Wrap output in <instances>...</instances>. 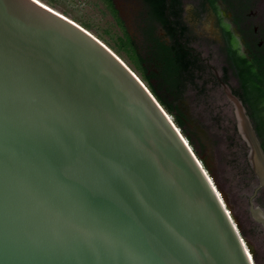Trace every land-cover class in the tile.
<instances>
[{
  "label": "water",
  "instance_id": "obj_1",
  "mask_svg": "<svg viewBox=\"0 0 264 264\" xmlns=\"http://www.w3.org/2000/svg\"><path fill=\"white\" fill-rule=\"evenodd\" d=\"M223 89L264 188L261 142ZM199 162L106 45L36 0H0V264H255Z\"/></svg>",
  "mask_w": 264,
  "mask_h": 264
},
{
  "label": "rangeland",
  "instance_id": "obj_2",
  "mask_svg": "<svg viewBox=\"0 0 264 264\" xmlns=\"http://www.w3.org/2000/svg\"><path fill=\"white\" fill-rule=\"evenodd\" d=\"M39 1L51 6L50 8L80 26L89 25L88 32L98 40H102L101 42L141 80V76L127 56L122 52L119 54L116 52L115 46L123 37V30L108 8L109 2L106 0ZM127 24L130 34L142 47L143 40L137 30L136 22H127ZM140 52L146 56L144 48L140 49ZM214 65L218 66V64ZM198 85V88L189 87L180 102L169 96H166L167 100L178 107L184 118L185 133L190 140H187L181 129L180 132L198 160L206 162L217 185L226 196L242 237L253 247L254 255L251 256L255 264H264V229L254 222L249 213L248 199L253 193L255 184L246 165L244 145L232 129L233 105L215 84L200 80ZM170 117L173 121L174 118Z\"/></svg>",
  "mask_w": 264,
  "mask_h": 264
},
{
  "label": "flooded vegetation",
  "instance_id": "obj_3",
  "mask_svg": "<svg viewBox=\"0 0 264 264\" xmlns=\"http://www.w3.org/2000/svg\"><path fill=\"white\" fill-rule=\"evenodd\" d=\"M108 1L115 6L127 29V22L135 21L137 30L142 36L143 28L150 23L154 26L157 37L162 38L169 46L174 45L173 39L166 34L163 27L153 21L152 9L148 0ZM164 1L172 34L176 36L179 44L188 47L195 53L205 67L204 82L215 84L223 96L225 95L223 84H227L232 93L242 101L243 90L238 76L237 62L232 59L231 54L233 53L235 56L243 58L245 64L254 73L252 81L260 80L264 90V0ZM175 6H178L177 9ZM213 61L214 63H212ZM214 64H218V66L216 65V67ZM244 107L258 136V128L249 115L247 107L245 105ZM261 107L263 108L262 123H264V99ZM232 119L233 132L244 145L246 165L251 180L255 184L253 193L248 199L249 209L253 204L264 210V188L260 187V183L250 167L247 157L249 150L238 133L233 111ZM259 129L264 133V125ZM258 139L260 140L259 136ZM260 142L264 151L263 142L261 140ZM258 226L260 225L258 224Z\"/></svg>",
  "mask_w": 264,
  "mask_h": 264
},
{
  "label": "trees",
  "instance_id": "obj_4",
  "mask_svg": "<svg viewBox=\"0 0 264 264\" xmlns=\"http://www.w3.org/2000/svg\"><path fill=\"white\" fill-rule=\"evenodd\" d=\"M106 1L109 2V6H107L123 30V37L119 39L115 46L116 52L118 54L122 52L127 56L141 76V80L147 89L167 114L174 118L173 122L176 127L182 130L187 140H190V137L185 133L184 118H182L178 107L176 104L169 102L166 96L180 102L189 87H199L198 81L203 80L205 67L195 53L188 47L179 44L176 36L172 34L170 22L166 16V2L164 0H148V4L152 9L151 17L153 21L163 27L166 34L173 39L174 45L169 46L162 38L157 37L154 26L149 23L143 28L141 36L143 45L140 47L124 25L115 6L110 1ZM175 7L177 9L178 6ZM81 27L87 31L90 28L87 24H83ZM142 48L145 49L146 56L141 54L140 49ZM231 55L238 66V76L241 82V89L243 90L241 99L247 107L255 126H257L258 136L264 145V133L259 129L264 125L261 116L263 111L261 104L264 99L261 81L254 79L255 81L253 82L254 73L245 64L243 58L237 57L233 53ZM238 95H240L239 92ZM190 144L192 145V143Z\"/></svg>",
  "mask_w": 264,
  "mask_h": 264
},
{
  "label": "bare ground",
  "instance_id": "obj_5",
  "mask_svg": "<svg viewBox=\"0 0 264 264\" xmlns=\"http://www.w3.org/2000/svg\"><path fill=\"white\" fill-rule=\"evenodd\" d=\"M36 1H38V2H40L39 0H36ZM41 4H43V5H45V6H47L46 4H44V3H42V2H40ZM47 7H49V6H47ZM50 8V7H49ZM50 9H52V8H50ZM53 11H55V12H57L56 10H54V9H52ZM57 13H59V12H57ZM60 14V13H59ZM62 15V14H61ZM66 17V16H65ZM69 19V18H68ZM70 20V19H69ZM90 33V32H89ZM91 34V33H90ZM91 35H93V34H91ZM96 38V37H95ZM96 39H98V38H96ZM100 41V40H99ZM101 42V41H100ZM102 43V42H101ZM105 45V44H104ZM107 47V46H106ZM108 48V47H107ZM109 49V48H108ZM112 51V50H111ZM114 53V52H113ZM116 55V54H115ZM117 56V55H116ZM118 57V56H117ZM119 58V57H118ZM120 59V58H119ZM121 60V59H120ZM122 61V60H121ZM123 62V61H122ZM124 63V62H123ZM125 64V63H124ZM126 65V64H125ZM127 66V65H126ZM128 67V66H127ZM137 78H138V76H136ZM139 79V78H138ZM141 81V80H140ZM144 84V83H143ZM145 86V85H144ZM146 87V86H145ZM168 118L172 121V119H171V117L169 116V114H168ZM178 129V128H177ZM178 132H180V130L178 129ZM181 133V132H180ZM182 137H183V139H184V141L186 142V144L188 145V147L190 148V150L193 152V150L191 149V147H190V145L188 144V141L184 138V136L182 135ZM195 155V154H194ZM196 156V155H195ZM198 162H199V160H198ZM200 163V165H202L201 164V161L199 162ZM210 181H211V183H212V185H213V182H212V180L210 179ZM218 196H220L219 195V193H218ZM248 254H249V256H251V254L248 252ZM252 257V256H251ZM252 260V259H251ZM253 261V260H252Z\"/></svg>",
  "mask_w": 264,
  "mask_h": 264
},
{
  "label": "snow or ice",
  "instance_id": "obj_6",
  "mask_svg": "<svg viewBox=\"0 0 264 264\" xmlns=\"http://www.w3.org/2000/svg\"><path fill=\"white\" fill-rule=\"evenodd\" d=\"M249 259L251 260V259H252V257H251V256H249Z\"/></svg>",
  "mask_w": 264,
  "mask_h": 264
}]
</instances>
